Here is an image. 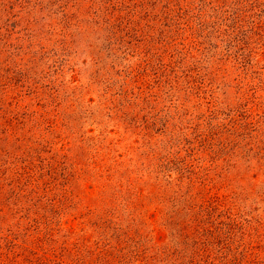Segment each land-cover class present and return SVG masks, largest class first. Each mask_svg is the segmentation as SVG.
<instances>
[{
    "label": "rangeland",
    "instance_id": "rangeland-1",
    "mask_svg": "<svg viewBox=\"0 0 264 264\" xmlns=\"http://www.w3.org/2000/svg\"><path fill=\"white\" fill-rule=\"evenodd\" d=\"M113 167L264 259V0H0V264L114 245Z\"/></svg>",
    "mask_w": 264,
    "mask_h": 264
},
{
    "label": "trees",
    "instance_id": "trees-1",
    "mask_svg": "<svg viewBox=\"0 0 264 264\" xmlns=\"http://www.w3.org/2000/svg\"><path fill=\"white\" fill-rule=\"evenodd\" d=\"M107 170L108 181L116 173L119 176L114 180L116 189L111 195L112 205L108 210V226L111 225L113 231L114 245L108 249L99 247L86 251L88 260L94 256L99 264H264L260 255H253L255 259H244L247 251L252 256L256 247L244 242L235 244L232 229L221 235L214 234L218 224L227 227L230 221L228 216L226 222H217L212 230L216 220L214 213L221 215L217 213L219 204L214 198L213 201L203 199L198 203L195 200L197 195L187 197V193L179 194L177 190L160 195L163 201H148V193L154 190L152 185L133 178L131 171L119 172L114 167L113 173H110L111 168ZM164 203L167 204L166 209L157 223L152 213L161 212ZM122 218L126 221L124 228L121 226ZM156 224L171 230L169 244L159 243ZM86 257L78 259L80 264H91Z\"/></svg>",
    "mask_w": 264,
    "mask_h": 264
}]
</instances>
